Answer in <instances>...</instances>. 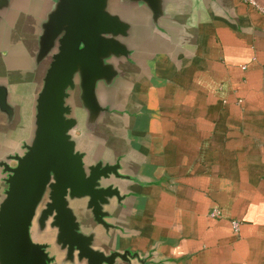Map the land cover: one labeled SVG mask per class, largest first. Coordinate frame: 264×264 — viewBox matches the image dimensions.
<instances>
[{
	"label": "water",
	"instance_id": "1",
	"mask_svg": "<svg viewBox=\"0 0 264 264\" xmlns=\"http://www.w3.org/2000/svg\"><path fill=\"white\" fill-rule=\"evenodd\" d=\"M184 5L0 0V264H153L106 248L142 184L132 87L151 44L176 46Z\"/></svg>",
	"mask_w": 264,
	"mask_h": 264
},
{
	"label": "crops",
	"instance_id": "2",
	"mask_svg": "<svg viewBox=\"0 0 264 264\" xmlns=\"http://www.w3.org/2000/svg\"><path fill=\"white\" fill-rule=\"evenodd\" d=\"M183 15L176 46L151 44L132 87L125 126L142 184L106 249L153 264H264V14L185 0Z\"/></svg>",
	"mask_w": 264,
	"mask_h": 264
},
{
	"label": "built area",
	"instance_id": "3",
	"mask_svg": "<svg viewBox=\"0 0 264 264\" xmlns=\"http://www.w3.org/2000/svg\"><path fill=\"white\" fill-rule=\"evenodd\" d=\"M247 4H249L250 6L259 9V11H261L264 14V10L262 8H260L258 6V4L256 3L255 0H244ZM220 215V211L219 210H215L213 212V216H219ZM234 227L237 230L239 228V225L237 222L234 223Z\"/></svg>",
	"mask_w": 264,
	"mask_h": 264
},
{
	"label": "rangeland",
	"instance_id": "4",
	"mask_svg": "<svg viewBox=\"0 0 264 264\" xmlns=\"http://www.w3.org/2000/svg\"><path fill=\"white\" fill-rule=\"evenodd\" d=\"M260 8L264 10V0H255Z\"/></svg>",
	"mask_w": 264,
	"mask_h": 264
}]
</instances>
